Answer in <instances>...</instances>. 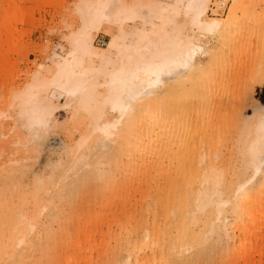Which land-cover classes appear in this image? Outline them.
<instances>
[{
	"label": "bare ground",
	"instance_id": "6f19581e",
	"mask_svg": "<svg viewBox=\"0 0 264 264\" xmlns=\"http://www.w3.org/2000/svg\"><path fill=\"white\" fill-rule=\"evenodd\" d=\"M225 4L76 1L78 21L66 23V48L53 51L49 66L34 69L16 93L3 91L9 102L0 116L17 131L19 122L30 130L68 106L90 125L72 162L78 171L76 164L87 160L89 173L75 191L57 166L30 192L19 182L34 172L30 166L1 169L0 264H166L218 228L241 239L247 221L264 209V56L221 67L222 53L229 58L245 44L249 17L246 0H231L225 16H216ZM6 8L3 21L16 15L15 0ZM102 26L111 30L98 49L93 38ZM119 185L123 195L138 192L139 216L117 219L118 205L104 232L89 211L91 218H80L86 226L74 232L81 189H103L107 203L118 197ZM44 210L56 229L47 222L40 227ZM112 221L118 236L103 250L98 243L109 240Z\"/></svg>",
	"mask_w": 264,
	"mask_h": 264
},
{
	"label": "rangeland",
	"instance_id": "374dc122",
	"mask_svg": "<svg viewBox=\"0 0 264 264\" xmlns=\"http://www.w3.org/2000/svg\"><path fill=\"white\" fill-rule=\"evenodd\" d=\"M8 1L0 0V110H7L9 102L5 100L3 91L7 93L8 90L9 95L16 93L27 77L32 76L34 69L39 68L40 65L42 69L48 67L51 62V53L61 52L66 48V23L78 21L74 10L77 0H15L16 15L3 21V15L8 9L6 8ZM225 2L223 7H217L220 9V14L216 16H225L227 13L231 0H225ZM246 2L248 4L244 5L245 13L248 10L249 17L245 18L246 21L243 24V30L246 33L245 44L242 48H238L237 53L230 54L229 58L227 54L222 53L223 64L222 60L219 62L222 64L221 67L229 61H233L228 63L229 66L231 63L234 65L235 62L236 67H240L242 62L256 63L261 56H264V20L259 19L260 13L264 14V0H246ZM20 15L24 21L18 20ZM109 30L111 29L102 26L94 33L93 45L96 48L102 49L108 42ZM204 58V62L207 63V57ZM227 66L225 68L231 69ZM260 96L264 97V86L261 88ZM112 117L113 115H109V118ZM18 122L16 121V124ZM17 126L19 131L13 127L12 120L0 116V172L8 166L9 168L18 165L30 166L34 172L20 176L19 180L20 185L28 188L30 192L40 184L47 183L53 177V170H56L57 166L65 170L64 174L71 185L74 184L75 191L85 183L90 169V166L86 164L87 160L82 161V164H76L80 169L78 171L72 168L74 167L72 162L76 141L81 134L90 131V125L86 120L78 115L74 118L71 109L65 106L58 109L49 120H45V123L43 121L38 128L29 130L25 126L21 127L20 122ZM7 129L9 131L3 133ZM77 172L78 175L81 173L80 176ZM82 174L83 179H81ZM259 177L260 175L256 177V180ZM118 178L120 180L122 177ZM147 185L150 189L154 188L151 181L147 182ZM118 187L122 196L124 187L120 185ZM115 189L113 196L118 195ZM106 194L99 187L94 189L88 186L85 190L81 189L79 198L81 197L82 206L77 215L75 214L74 232L86 226L88 221H82L80 218H91L88 215L89 211L104 232L109 226L107 221L110 214L118 205L121 207L115 215L117 219L130 214L134 218L139 216L138 192L131 191L129 196L123 195L121 198L119 194L116 199L112 198L110 202L103 203V197H106ZM26 211L32 218L34 214L32 201L27 202ZM39 219L40 227L47 222L52 229L57 228V223L50 221L45 210L39 215ZM119 221L122 222V220ZM112 222L114 225L110 224L109 240L107 241L104 236V239L102 238L103 240L101 239L98 243V246L105 245L103 250L107 247L109 250L115 242L114 237L118 236L115 222ZM194 230L199 231L197 227ZM113 231L114 234H112ZM228 232L229 230L218 228L216 233H207L204 240H197L189 246H183L180 252L168 258L166 264H264V209L247 221L240 234L241 239L239 237L232 239V234H227ZM98 250L94 249L89 257L93 260L99 257ZM98 264L103 263L98 261Z\"/></svg>",
	"mask_w": 264,
	"mask_h": 264
}]
</instances>
